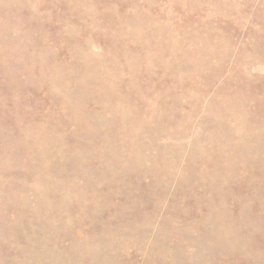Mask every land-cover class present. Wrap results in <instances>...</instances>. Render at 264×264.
<instances>
[{"label": "rangeland", "instance_id": "374dc122", "mask_svg": "<svg viewBox=\"0 0 264 264\" xmlns=\"http://www.w3.org/2000/svg\"><path fill=\"white\" fill-rule=\"evenodd\" d=\"M0 264H264V0H0Z\"/></svg>", "mask_w": 264, "mask_h": 264}]
</instances>
